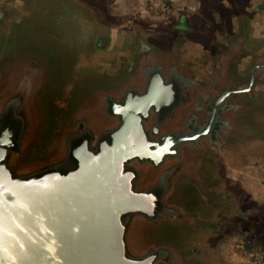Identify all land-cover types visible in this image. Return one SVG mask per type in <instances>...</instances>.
Here are the masks:
<instances>
[{
  "label": "water",
  "instance_id": "obj_1",
  "mask_svg": "<svg viewBox=\"0 0 264 264\" xmlns=\"http://www.w3.org/2000/svg\"><path fill=\"white\" fill-rule=\"evenodd\" d=\"M209 4L198 52L139 26L115 48L79 0H0V264H215L203 238L259 220L226 169L264 145V0Z\"/></svg>",
  "mask_w": 264,
  "mask_h": 264
},
{
  "label": "rangeland",
  "instance_id": "obj_2",
  "mask_svg": "<svg viewBox=\"0 0 264 264\" xmlns=\"http://www.w3.org/2000/svg\"><path fill=\"white\" fill-rule=\"evenodd\" d=\"M79 1L98 18V22L114 31L115 48L124 43L133 27L139 26L147 33L158 35L173 29L185 30L193 47L200 52L218 28L209 8V1L213 3L214 0ZM258 33L254 42L264 45L262 29ZM102 37L105 39L102 49L105 50L111 37ZM257 38L263 42L256 41ZM230 163L226 169L227 181L260 218L248 227L241 226L238 219L224 222L226 230L222 234L203 238V254L215 264H264V145H247L236 150ZM197 250L201 254V244Z\"/></svg>",
  "mask_w": 264,
  "mask_h": 264
},
{
  "label": "flooded vegetation",
  "instance_id": "obj_3",
  "mask_svg": "<svg viewBox=\"0 0 264 264\" xmlns=\"http://www.w3.org/2000/svg\"><path fill=\"white\" fill-rule=\"evenodd\" d=\"M181 22H182V21H181ZM182 23H183V22H182ZM182 25H183V24H182ZM184 27H186V26L184 25ZM256 41L263 42V39H259V38H257Z\"/></svg>",
  "mask_w": 264,
  "mask_h": 264
},
{
  "label": "crops",
  "instance_id": "obj_4",
  "mask_svg": "<svg viewBox=\"0 0 264 264\" xmlns=\"http://www.w3.org/2000/svg\"><path fill=\"white\" fill-rule=\"evenodd\" d=\"M181 22V21H180ZM173 26V28L176 26V25H171L170 27H172ZM114 39V38H113ZM103 40L105 41V39L103 38ZM104 54V53H103ZM105 55V54H104Z\"/></svg>",
  "mask_w": 264,
  "mask_h": 264
}]
</instances>
